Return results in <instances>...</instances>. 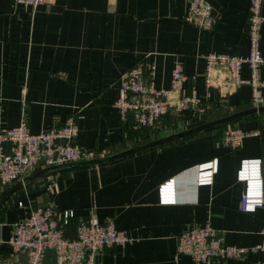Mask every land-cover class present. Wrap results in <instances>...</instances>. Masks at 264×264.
Returning <instances> with one entry per match:
<instances>
[{
  "label": "crops",
  "instance_id": "obj_1",
  "mask_svg": "<svg viewBox=\"0 0 264 264\" xmlns=\"http://www.w3.org/2000/svg\"><path fill=\"white\" fill-rule=\"evenodd\" d=\"M189 1L47 0L32 7L0 0V127L16 126L26 116L38 133L73 118L76 143L99 157L253 106L249 86L221 95L208 90L203 78L206 54H248L249 0H209L216 19L212 29L187 21ZM262 10L264 15V1ZM261 50L264 56V22ZM177 59L188 75L198 74L183 89L194 86L206 112L200 116L172 107L145 129L136 127L133 117L123 123L114 105L122 75L141 64L148 81L169 87ZM250 73L245 65L243 76ZM215 76L231 74L218 67ZM229 126L250 132L238 148L221 143ZM214 158L213 182L198 184L197 165ZM252 158L262 159L264 171V112L107 162L46 173L0 206V258L10 257L13 224L29 210L20 201L112 219L117 229L126 230L133 240L105 247L97 264H196L189 255L176 254L177 239L207 223L226 243L257 245L263 240L264 207L241 210L245 184L237 179L240 162ZM172 178L176 201L161 203L159 187ZM19 181L0 187V196ZM76 224L73 219L69 225L72 234ZM261 257L255 251L210 264H256Z\"/></svg>",
  "mask_w": 264,
  "mask_h": 264
},
{
  "label": "built area",
  "instance_id": "obj_2",
  "mask_svg": "<svg viewBox=\"0 0 264 264\" xmlns=\"http://www.w3.org/2000/svg\"><path fill=\"white\" fill-rule=\"evenodd\" d=\"M47 0H16L17 3L37 7ZM264 0H249L247 55L212 52L206 54L203 73L208 90L226 94L241 86L251 89L253 106L264 104V56L261 50V30L264 22ZM187 21L201 29H212L216 19L213 4L209 0H190ZM247 65L249 77L242 74ZM218 67L227 68L230 78L216 77ZM198 74L188 75L181 59L174 62L169 87H158L145 78L143 66L136 64L126 71L120 81V92L114 105L123 123L133 117L134 124L145 129L159 122L173 107L177 112L190 110L194 115H203L206 107L199 91L192 86L184 90V84L195 80ZM176 98L172 99V95ZM78 126L73 118L63 124L32 132L27 117L11 127H0V187L22 180L40 167L91 158L89 149L75 141ZM255 133V132H254ZM250 132L237 126H229L223 133L221 143L227 148H238ZM218 171V159L197 165L198 184H210ZM237 179L245 184L240 208L254 212L264 207V171L262 159H243L237 171ZM161 203H174L176 189L174 178L159 187ZM27 214L13 224L8 240L10 257L0 258V264H42L46 250H55L58 264H97V254L105 247L125 246L133 240L126 230L116 228L112 219L101 220L97 215L81 216L72 209L59 210L46 205H25ZM77 220L71 236L65 235L71 221ZM263 240L251 247L226 243L210 223L196 226L178 236L176 254L189 255L196 264H210L217 259H244L251 252H261L256 264H264ZM25 254V261L18 257Z\"/></svg>",
  "mask_w": 264,
  "mask_h": 264
},
{
  "label": "water",
  "instance_id": "obj_3",
  "mask_svg": "<svg viewBox=\"0 0 264 264\" xmlns=\"http://www.w3.org/2000/svg\"><path fill=\"white\" fill-rule=\"evenodd\" d=\"M258 112H264V104L259 105V106H251L249 108L238 110V111L227 114V115L222 116V117L217 118V119H209V117H207L206 121H204L201 124L195 125V126L190 127V128L183 129L181 131L174 132L170 135L160 137V138L145 142V143L140 144V145L133 146L131 148H128V149L121 151L119 153H116V154H112V155H108V156L91 157V158H87V159L79 160V161L59 163V164L47 166L46 168H38L33 173H31L30 175H28L24 179L20 180L18 183L14 184L10 188L6 189L3 192V194L0 196V206L11 196V194L16 189H18L19 187H22L24 184H27V183L33 181L34 179H36V178H38V177H40L46 173L56 171L59 169H63V168H68V167H75V166H81V165L107 162V161L113 160L115 158L122 157V156L128 155V154L133 153V152H137L139 150H142V149H145L148 147H152V146L164 144L167 142L175 141L177 139L184 138L186 136L198 133L200 131L210 129V128L215 127L217 125L227 123V122H231V121L240 119L244 116H247V115H250L253 113H258ZM65 235L71 236L72 233H71V231L66 229ZM25 258H26L25 254H21L18 257V259L21 261H25ZM42 264H58L57 258H56V253H55L54 249L49 248L46 250Z\"/></svg>",
  "mask_w": 264,
  "mask_h": 264
},
{
  "label": "trees",
  "instance_id": "obj_4",
  "mask_svg": "<svg viewBox=\"0 0 264 264\" xmlns=\"http://www.w3.org/2000/svg\"><path fill=\"white\" fill-rule=\"evenodd\" d=\"M238 120V119H237ZM235 121V120H234ZM231 122H233V121H231ZM223 124H225V123H223ZM223 124H220V125H223ZM220 125H217V126H220ZM217 126H215V127H217ZM215 127H213V128H215ZM190 136V135H189ZM187 137V136H186Z\"/></svg>",
  "mask_w": 264,
  "mask_h": 264
}]
</instances>
